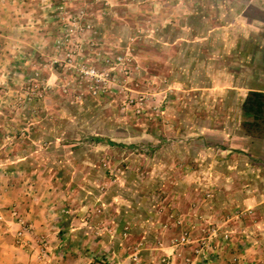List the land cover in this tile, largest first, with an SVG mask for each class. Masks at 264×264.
Wrapping results in <instances>:
<instances>
[{
	"label": "rangeland",
	"instance_id": "1",
	"mask_svg": "<svg viewBox=\"0 0 264 264\" xmlns=\"http://www.w3.org/2000/svg\"><path fill=\"white\" fill-rule=\"evenodd\" d=\"M171 4L197 10L204 26L166 24ZM197 33L201 42L174 45L197 68L183 74L178 59L172 69L164 41ZM0 54V169L15 244L31 236L25 212L78 211L99 226L116 207L149 208L159 248L217 264L240 228L264 225V121L260 138H246L251 118L239 111L248 90H264V0H0ZM221 192L261 204L221 217ZM144 195L155 202L146 210L130 202ZM32 237L40 247L44 237Z\"/></svg>",
	"mask_w": 264,
	"mask_h": 264
},
{
	"label": "crops",
	"instance_id": "2",
	"mask_svg": "<svg viewBox=\"0 0 264 264\" xmlns=\"http://www.w3.org/2000/svg\"><path fill=\"white\" fill-rule=\"evenodd\" d=\"M184 7L171 4V19H168L166 24L175 26L180 23L183 32L188 28L203 27V16L200 19L197 10L187 11ZM202 37L197 33L192 35V41L188 40L187 36L170 37L164 41L167 48L170 47L172 51L174 49V52L170 54L172 56L169 60L170 67L174 69L180 59L177 68L181 69L183 74L189 73L194 66L197 68L199 58L193 59L196 63L191 62L192 57L184 48L181 47L178 51V47L175 49L174 45L197 44L202 41ZM4 57V54H0V61ZM251 93L264 94V90H248L240 103L239 111L251 118L248 123L242 124L245 127L247 125L245 137L260 138L257 132L261 131L259 126L264 121V110L255 119L251 113H246L243 110V103ZM200 134L203 135L204 132L200 131ZM97 141L104 142L103 139H97ZM106 144L115 146L110 141H106ZM228 152L238 153L239 151ZM7 188V173L0 169V264H156V258L165 253L169 260V263L166 264H185L182 263L181 258L187 254L186 249L177 250L169 244H163L161 248L157 246L155 238L158 232L155 226L157 221L154 216L155 212L153 209L147 208V205L150 207L155 202L151 197L145 195L134 197L130 202L142 205L141 209L146 210L147 208L148 212L125 213L122 211L123 209L116 207L114 213L107 211L101 214L100 219L105 223L102 222L99 226L92 222L95 220L93 215L92 217L88 215L87 218L84 217L83 212L78 211L67 215L55 211L43 212L44 210L25 212L23 219L30 223L31 236L25 234L22 244H15L13 236L19 230V225L11 218L5 205L8 202ZM108 198L106 197V200H110ZM120 200L123 199L120 198ZM120 200L118 205L127 201ZM210 203L213 204L211 201ZM214 203L219 209L221 217L222 213L229 210L254 208L261 204L257 198L246 196L243 193L225 195L222 192L214 198ZM258 221L254 222L252 226H244L238 232L236 231L242 238L238 237L237 243H232L235 247L233 251L227 248L216 250L215 262L217 264H264V225L260 220ZM126 225H128L129 232L123 233L121 236ZM255 228H259L260 231H255L258 230ZM252 229L255 231L254 233H252ZM171 232L172 230L169 231V234ZM33 235L44 237L45 251L42 252L41 248L37 246ZM99 255L104 257V260H101ZM199 259L200 257H197L195 263L191 264H203Z\"/></svg>",
	"mask_w": 264,
	"mask_h": 264
},
{
	"label": "trees",
	"instance_id": "3",
	"mask_svg": "<svg viewBox=\"0 0 264 264\" xmlns=\"http://www.w3.org/2000/svg\"><path fill=\"white\" fill-rule=\"evenodd\" d=\"M264 108V94L251 93L243 103V110L246 113H251L253 118L260 116Z\"/></svg>",
	"mask_w": 264,
	"mask_h": 264
},
{
	"label": "built area",
	"instance_id": "4",
	"mask_svg": "<svg viewBox=\"0 0 264 264\" xmlns=\"http://www.w3.org/2000/svg\"><path fill=\"white\" fill-rule=\"evenodd\" d=\"M85 74L91 78L95 74V71L93 69H90V70L86 71ZM13 216H16V218L19 220L18 222L22 224V221L19 219V217L15 213H13ZM24 230H25V228H24ZM22 235H23V229L18 231V233H17L18 240L21 239ZM40 243H41L40 248H41V251L43 252L46 249V243H45V241H43V239L40 241ZM196 253H198V251H196Z\"/></svg>",
	"mask_w": 264,
	"mask_h": 264
}]
</instances>
